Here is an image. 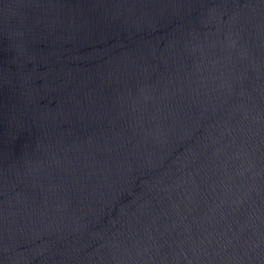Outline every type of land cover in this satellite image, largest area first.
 Instances as JSON below:
<instances>
[{"label": "water", "instance_id": "1", "mask_svg": "<svg viewBox=\"0 0 264 264\" xmlns=\"http://www.w3.org/2000/svg\"><path fill=\"white\" fill-rule=\"evenodd\" d=\"M0 264H264V0H0Z\"/></svg>", "mask_w": 264, "mask_h": 264}]
</instances>
